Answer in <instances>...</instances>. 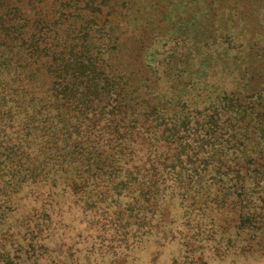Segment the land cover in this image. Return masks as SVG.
Returning a JSON list of instances; mask_svg holds the SVG:
<instances>
[{
	"label": "trees",
	"instance_id": "obj_1",
	"mask_svg": "<svg viewBox=\"0 0 264 264\" xmlns=\"http://www.w3.org/2000/svg\"><path fill=\"white\" fill-rule=\"evenodd\" d=\"M38 1L0 0V90L23 83L0 99V114L19 98L46 101L57 118L49 126L65 123L72 149L62 156L83 188L107 177L117 194L154 204L168 191L193 201L214 186L217 211L236 213L248 251H264V91L246 92L245 73L194 68L178 34H154L149 60L154 13L129 20L132 0H69L47 15ZM214 235L203 238L219 243Z\"/></svg>",
	"mask_w": 264,
	"mask_h": 264
},
{
	"label": "rangeland",
	"instance_id": "obj_2",
	"mask_svg": "<svg viewBox=\"0 0 264 264\" xmlns=\"http://www.w3.org/2000/svg\"><path fill=\"white\" fill-rule=\"evenodd\" d=\"M68 1L42 0L38 5L47 15ZM132 3L138 12L129 11V20L154 13L155 22L144 34L151 45L149 60L154 34H178L194 68L233 70L231 79L245 73L246 92L264 91V0ZM20 82L5 86L7 94L0 90V99L20 93ZM21 101L10 102L0 114V264H264V251L249 252L245 234H238V215L230 209L217 211L210 184L193 201L183 199L177 189L158 195L154 204L117 194V180L107 177L90 178L83 188L77 182L83 178L71 172L73 161L62 156L72 149L61 126L65 123L49 126L57 118L49 119L46 101L15 104ZM40 107L46 109L36 114ZM200 227L220 242L196 234ZM230 239L237 241L232 245Z\"/></svg>",
	"mask_w": 264,
	"mask_h": 264
}]
</instances>
